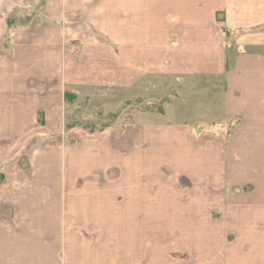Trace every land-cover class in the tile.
<instances>
[{"label": "crops", "instance_id": "obj_1", "mask_svg": "<svg viewBox=\"0 0 264 264\" xmlns=\"http://www.w3.org/2000/svg\"><path fill=\"white\" fill-rule=\"evenodd\" d=\"M148 76L220 78L227 126L66 129ZM0 167V264H264V0H0Z\"/></svg>", "mask_w": 264, "mask_h": 264}, {"label": "rangeland", "instance_id": "obj_2", "mask_svg": "<svg viewBox=\"0 0 264 264\" xmlns=\"http://www.w3.org/2000/svg\"><path fill=\"white\" fill-rule=\"evenodd\" d=\"M11 16L5 19L9 21ZM220 78L173 79L148 76L131 88L82 89L66 97V129L101 132L114 124L128 128L164 122H188L198 132L227 124ZM229 129V128H228Z\"/></svg>", "mask_w": 264, "mask_h": 264}, {"label": "built area", "instance_id": "obj_3", "mask_svg": "<svg viewBox=\"0 0 264 264\" xmlns=\"http://www.w3.org/2000/svg\"><path fill=\"white\" fill-rule=\"evenodd\" d=\"M0 171L3 172V167H0Z\"/></svg>", "mask_w": 264, "mask_h": 264}]
</instances>
